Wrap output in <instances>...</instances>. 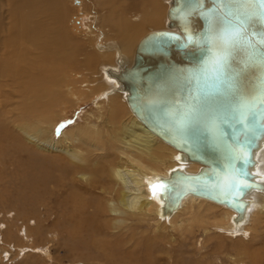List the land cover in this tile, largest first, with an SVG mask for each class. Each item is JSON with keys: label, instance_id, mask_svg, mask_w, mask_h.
<instances>
[{"label": "bare ground", "instance_id": "bare-ground-1", "mask_svg": "<svg viewBox=\"0 0 264 264\" xmlns=\"http://www.w3.org/2000/svg\"><path fill=\"white\" fill-rule=\"evenodd\" d=\"M90 1L98 11L92 24H86V45L69 37L65 0H0V184L16 186L22 193L56 196L57 206L67 209V224L74 228L69 232L77 240H88L91 233L96 238L129 237L120 243L123 247L118 248L117 257H110L115 264L131 262L121 250L130 253L136 248L124 247L131 243L132 235L126 234L134 225L146 227L144 234L155 224L146 239L147 248L158 240L179 244L168 231L183 232L191 223L198 224L205 235L212 229L230 241L241 242L251 232L264 234V188L244 194L245 209L239 217L232 208L189 192L170 209L163 207L159 191L153 196L152 186L171 170L193 173L201 163L188 159L138 119L117 75L131 65L135 46L147 34L145 26L148 33L161 24L159 30L176 31L168 27L166 16L172 0ZM93 67L97 68L95 78L90 74ZM93 84L98 88L90 95L86 89ZM88 99L94 101L95 114H83L82 124L54 140V114ZM121 105L127 108L128 120L120 115ZM256 146L249 171L255 181L264 183V135ZM29 198L0 199L1 203L17 202L23 212L15 222L27 225L38 220V216L26 218L37 200ZM59 217L57 224L63 219ZM18 234L9 229L5 236L10 240ZM2 248L0 260L5 255ZM241 249L238 264H264V247ZM29 250L34 253V248Z\"/></svg>", "mask_w": 264, "mask_h": 264}, {"label": "water", "instance_id": "water-1", "mask_svg": "<svg viewBox=\"0 0 264 264\" xmlns=\"http://www.w3.org/2000/svg\"><path fill=\"white\" fill-rule=\"evenodd\" d=\"M221 5L223 12L218 13ZM213 14L222 16L225 27L243 24L246 35H264V0H172L166 16L168 27L176 31L155 30L144 35L134 48L131 65L117 76L138 119L188 159L201 163L196 172L173 169L159 181L169 186L167 195L159 192L163 207L174 208L189 192L224 204L239 217L245 209L244 194L264 188L263 181H255L249 171L252 152L264 135V104L253 101L254 115L246 121L248 131L221 102L213 106L214 116L196 125L195 131L189 128L181 134L174 124L178 112L195 103L193 96L202 86L200 73L208 58L203 41ZM245 59V51L236 53L233 69L240 71ZM262 82L264 68L258 64L241 72L242 90L255 92ZM233 174L251 187L239 192L227 188L226 178Z\"/></svg>", "mask_w": 264, "mask_h": 264}, {"label": "rangeland", "instance_id": "rangeland-1", "mask_svg": "<svg viewBox=\"0 0 264 264\" xmlns=\"http://www.w3.org/2000/svg\"><path fill=\"white\" fill-rule=\"evenodd\" d=\"M64 6L66 10L65 14L67 15V18L66 15L65 18L67 29L69 32L68 34H70L69 37H71V39H74L75 42L79 41V44L86 42L85 44L87 45L88 39L85 33L88 32H86V26L92 24L91 19L94 15L93 13L98 11L97 6H95L90 0H65ZM156 27H158L156 29L159 30L163 26L161 24ZM144 28V34L148 33V26H145ZM100 41H102V38H99L98 43H100ZM94 67L90 71V74L93 76L95 75V71H97V68ZM95 76L93 78H95ZM79 79L80 78H77L78 82H80ZM96 81H98L99 84V79ZM95 87L98 88V85L94 86L93 84V87L90 86V90L85 88L86 92L88 93L89 91V94L92 95L94 93V90L92 89H94ZM80 90L82 89L80 88ZM87 97L90 96L87 95ZM93 104L94 101H92V99H88L79 107L75 106L72 109L67 107L64 109V111L60 110L56 112L53 116V139L58 140L64 131L74 128L76 124H82L83 121L81 120V118H83V114H95ZM120 109L121 110H119V112L121 117L124 120H128V111H126L127 108L121 105ZM58 129L59 131H57ZM4 187L6 188L4 189ZM19 191L20 190L16 186L7 187V185L0 184V198L3 197V199H9V197H11L14 199V197H16L20 199L21 197L22 199H25L30 197L29 199L33 200L37 198L30 214H26V218L35 219V217L38 216V220L35 221V224L27 223L26 225L22 223H16L15 219L17 218V216L20 217V213L23 212V209L19 208L18 205H16L17 202L8 204L1 203L0 199V247L4 248H2V250H4L5 254L4 258L1 257L0 264H24L23 262H25L26 264H72L76 260H83L87 264H115L112 262V259H110V257H117L116 255L118 254V248L123 247L120 245V243L126 240L128 241L129 237L125 236L124 239H118V237L113 236L111 239L110 236L103 235V238L101 236L99 237L104 241V243H102V240L99 241L100 239L96 238L97 236L94 237L95 234L91 233L89 237L93 235V237L91 236L92 238L90 237L88 240H80L78 238L77 240L73 236H71V233L69 232L74 228L67 224V209L63 210L60 205L57 206L56 196L48 197L46 195L43 196V194L39 192L34 194L33 192L29 191H26L24 193ZM27 208L28 207H26V209ZM30 209L31 208H29V210ZM211 214L214 213L212 212ZM46 215L48 217H46ZM58 216H60L59 218H63L62 222H60L59 224H57ZM155 227V224L152 223L150 229H148L146 232L147 234L142 233L146 230V227L141 228L134 225V230L129 229L128 232L131 233L127 232L126 235H132L130 237L132 238L131 243L128 246L126 245L124 247L128 249L130 248L131 250V247H134L135 245L136 248H134V250H132V252L130 253H127V249L121 250V252H125L124 258H126L127 261H133L129 264H238L240 259L237 258L236 255H241V248L248 247L253 248L254 250V248L262 249V247H264V244L260 243L261 240H263V231L251 232L250 234H247L242 238L243 241L238 242L235 239H232L230 241L227 237H218L215 235L216 233L212 229L209 235H205L198 224L191 223L187 225L185 231L183 232H174L171 230L168 231L171 236L176 237V239L179 241V244H171L168 243L167 240H158L156 242H151V244L153 245L152 248H147L146 244L148 242L146 239L151 235V232ZM9 229L14 232H19L20 235H17L18 238L15 236L12 239L7 240L5 234ZM37 230H39L40 232L36 233L38 232ZM38 234H40L41 236L39 237ZM136 235L137 237H135ZM252 235L253 237L250 238ZM26 237H29L27 241H25ZM95 239L96 241H94ZM114 239L116 240L114 241ZM250 240H255L252 242V247H249ZM3 244H5V246H3ZM157 247L160 248V251L157 250ZM25 248H34V253L30 252V250L27 249V252L23 254ZM38 249L42 251L39 252ZM109 251H111V255L108 256ZM241 253L243 252L241 251ZM248 263L249 262L245 261L243 264Z\"/></svg>", "mask_w": 264, "mask_h": 264}, {"label": "snow or ice", "instance_id": "snow-or-ice-1", "mask_svg": "<svg viewBox=\"0 0 264 264\" xmlns=\"http://www.w3.org/2000/svg\"><path fill=\"white\" fill-rule=\"evenodd\" d=\"M223 12V6L218 8V13ZM243 24L236 27H225L220 14H213L209 21V32L204 38L208 58L200 73L202 86L193 96L195 103H189L174 118L178 131L183 132L189 128L195 131V126L206 123L214 116V105L221 102L231 112L238 123L244 125L245 131L249 130L246 123L254 115L253 101L260 100L264 104V82L255 92L249 93L240 86L241 72L253 64L264 68V35L249 36ZM245 51L246 59L242 62L240 71L233 69L232 61L235 54ZM59 131V129L57 130ZM179 159V157H177ZM175 171V170H174ZM225 186L235 189L251 187L246 181L239 179L236 174L226 178ZM169 186L160 182L152 186L153 196L157 192L167 195Z\"/></svg>", "mask_w": 264, "mask_h": 264}]
</instances>
